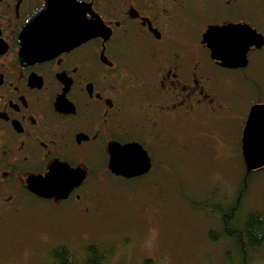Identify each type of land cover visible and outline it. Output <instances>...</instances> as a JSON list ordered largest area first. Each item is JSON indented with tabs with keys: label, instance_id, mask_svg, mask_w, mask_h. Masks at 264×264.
Masks as SVG:
<instances>
[{
	"label": "flooded vegetation",
	"instance_id": "1",
	"mask_svg": "<svg viewBox=\"0 0 264 264\" xmlns=\"http://www.w3.org/2000/svg\"><path fill=\"white\" fill-rule=\"evenodd\" d=\"M76 2L99 30L36 58L23 55L22 33L48 0H0V236L19 227L14 220L27 216L31 201L81 210L116 187L164 185L157 177L169 173L173 158L188 159L190 133L231 126L227 76L246 75L251 54L264 49L251 46L246 67L227 68L205 40L210 27L229 24L264 35V0ZM115 142L141 145L149 170L129 178L111 171ZM52 166L84 175L64 199L29 188Z\"/></svg>",
	"mask_w": 264,
	"mask_h": 264
},
{
	"label": "rangeland",
	"instance_id": "2",
	"mask_svg": "<svg viewBox=\"0 0 264 264\" xmlns=\"http://www.w3.org/2000/svg\"><path fill=\"white\" fill-rule=\"evenodd\" d=\"M250 58L246 75L232 71L227 76L233 95L231 126L220 122L190 133L188 159L173 158L169 173L157 177L164 185L116 187L103 203L81 210L31 201L27 216L14 220L19 227L0 236V264H43L54 247L93 242L114 245L109 264H144L149 258L153 264H229L228 241L214 242L208 236L211 228L221 229L219 217L197 206L207 203L219 208L223 203L229 208L226 205L244 189L241 214L264 211V168L249 177L246 187L241 185L246 111L254 102L264 101V49ZM251 264H264V246Z\"/></svg>",
	"mask_w": 264,
	"mask_h": 264
},
{
	"label": "water",
	"instance_id": "3",
	"mask_svg": "<svg viewBox=\"0 0 264 264\" xmlns=\"http://www.w3.org/2000/svg\"><path fill=\"white\" fill-rule=\"evenodd\" d=\"M81 14V5L76 0H48L47 6L31 18L22 33L23 55L45 58L91 36L92 30L79 25ZM210 35L241 39L222 50L219 45L214 48L209 43ZM205 40L212 57L227 68L246 67L251 46H264V35L247 24L210 27ZM241 147L247 173L264 167V104L251 106L242 131ZM109 151L110 169L116 175L139 176L151 167L148 152L139 144L110 143ZM83 178L82 173L69 167L52 166L45 176H33L28 182L30 190L41 197L64 199Z\"/></svg>",
	"mask_w": 264,
	"mask_h": 264
},
{
	"label": "trees",
	"instance_id": "4",
	"mask_svg": "<svg viewBox=\"0 0 264 264\" xmlns=\"http://www.w3.org/2000/svg\"><path fill=\"white\" fill-rule=\"evenodd\" d=\"M258 171L247 174L246 180L243 179L241 185L244 184L246 187L249 177ZM245 174L244 176H246ZM217 190L218 187L213 188L215 196ZM244 193V189H240L236 198L226 205H230L229 208L221 205L223 203L219 204V208L207 203H202L201 207L197 206L219 217L221 229L211 228L208 236L214 242L221 239L228 241L232 248L226 252L229 264H251L253 255L264 246V211L254 209L247 212L243 211L241 214L240 202L245 195ZM76 246L74 248L70 243L53 248L48 257L49 260L43 264H109V260L115 253L113 251L114 245L106 243L93 242L79 246L77 244ZM144 264H153V260L146 259Z\"/></svg>",
	"mask_w": 264,
	"mask_h": 264
},
{
	"label": "snow or ice",
	"instance_id": "5",
	"mask_svg": "<svg viewBox=\"0 0 264 264\" xmlns=\"http://www.w3.org/2000/svg\"><path fill=\"white\" fill-rule=\"evenodd\" d=\"M79 25L85 30H99L100 27L96 21L84 18L82 14L79 19ZM239 39H241V37H219L210 35L209 43L212 44L214 48L219 45L222 50H227L230 44L237 43ZM251 119L252 118H250V123Z\"/></svg>",
	"mask_w": 264,
	"mask_h": 264
}]
</instances>
